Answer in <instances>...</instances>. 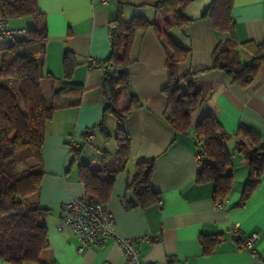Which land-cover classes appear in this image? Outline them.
Listing matches in <instances>:
<instances>
[{
  "label": "crops",
  "instance_id": "obj_1",
  "mask_svg": "<svg viewBox=\"0 0 264 264\" xmlns=\"http://www.w3.org/2000/svg\"><path fill=\"white\" fill-rule=\"evenodd\" d=\"M126 1L129 3L123 7L126 20L143 15L156 20L164 30L163 18L147 6L159 0ZM210 2L196 0L187 8L188 15L197 20L185 29L174 26L172 14L165 17L172 26L169 31L172 39L191 51L186 60L178 63L177 76L194 72V82L201 89L202 100L191 114L192 129L188 134H176L167 121L168 97L164 92L168 84L167 54L154 28L137 35L132 61L126 68L129 91L142 106L123 122L130 157L126 167L115 174L112 191L104 204L114 216L118 236L141 238L137 248L143 264H264V175L250 198L238 205L250 174L245 151L238 148L240 126L252 127L264 143V63L248 86L232 82L222 70L209 69L213 51L224 38L207 20L198 19ZM37 6L47 25L44 71L62 79L63 55L68 50L79 63L73 81L83 88L78 103H74V97H63L61 106L45 125L42 147L45 173L39 200L42 206L50 208L51 214L45 219L49 247L41 258L50 264H124L113 239L79 251L80 243L72 230L67 226L58 230L62 226V206L71 198L86 194L79 180L78 164H70L71 147L83 146L81 160L85 163L102 160L105 152L117 153L116 116L109 115L105 122L111 135L108 141L102 138L98 127L103 109L110 101L104 82L105 69L87 63L90 57L98 62L110 55L109 22L118 13L117 2L37 0ZM232 13L240 43H264V0H234ZM7 43L0 41V51ZM240 58L249 61L252 54L241 48ZM52 86L51 79H42L41 88L48 102ZM126 105L127 97L123 96L120 108ZM210 113L221 125L224 134L220 133L219 139L231 154L226 174L232 176V185L224 199L214 198L212 182L196 180L201 152L193 129ZM141 159L154 160L152 188L160 197L159 202L145 208L134 205V191L128 187ZM219 202L223 203L221 207L216 206ZM254 233L259 238L246 245L247 237ZM202 238L209 244V250H205ZM0 264L13 263L0 258Z\"/></svg>",
  "mask_w": 264,
  "mask_h": 264
},
{
  "label": "trees",
  "instance_id": "obj_2",
  "mask_svg": "<svg viewBox=\"0 0 264 264\" xmlns=\"http://www.w3.org/2000/svg\"><path fill=\"white\" fill-rule=\"evenodd\" d=\"M196 0H159L147 5L163 18L162 31L156 20L133 16L126 20L123 7L126 0H116L118 13L109 22L111 52L107 59L98 61L105 69V86L110 101L103 109L98 125L104 140L111 135L105 122L109 115L117 118V153H104L100 161L85 163L81 160L83 146L71 147V163L78 164L79 180L85 186V196L106 202L113 188L115 174L126 167L130 157V142L123 131L124 120L141 108V103L129 91V75L126 68L132 61L131 52L139 33L154 28L166 50L168 84L164 92L168 97L169 125L176 134L186 135L192 129L191 114L202 100L201 89L194 82L195 73L177 76V65L186 60L190 49L177 44L169 34L172 26L165 17L173 15L174 26L187 28L197 19L187 13V8ZM234 0H211L198 19L207 20L213 29L224 38L213 51V63L209 69L222 70L240 86H248L264 63V43L252 41L240 43L233 17ZM0 18L11 25L18 19H29L32 27L28 33L8 42L0 56V258L13 264L36 262L50 264L41 258L48 249L46 217L50 208L41 205L39 193L42 187L44 167L42 147L45 141V125L53 111L61 106L63 97H74L79 102L83 91L73 81L78 66L76 56L66 50L63 55V78L57 79L44 71L47 25L45 15L39 10L37 0H0ZM241 48L249 51L252 58L243 61ZM44 77L52 80L53 86L48 102L41 88ZM123 96L127 105L120 108ZM199 140L201 162L196 180L212 182L215 199H224L231 191L232 176L226 174L231 165V154L225 142L219 139L222 127L212 113L202 118L193 129ZM240 151H245L249 160L250 174L238 205L244 204L264 175V143L252 127L240 126ZM91 134H87L90 136ZM112 159L114 161H112ZM112 161V162H111ZM111 162V163H110ZM153 159H141L128 183L134 191V205L145 208L160 197L152 188ZM205 250L209 244L202 238Z\"/></svg>",
  "mask_w": 264,
  "mask_h": 264
},
{
  "label": "built area",
  "instance_id": "obj_3",
  "mask_svg": "<svg viewBox=\"0 0 264 264\" xmlns=\"http://www.w3.org/2000/svg\"><path fill=\"white\" fill-rule=\"evenodd\" d=\"M27 33V28L10 26L5 19L0 18V41H10L26 36ZM87 63L89 66L98 65V62L92 57L88 58ZM73 144L77 145V143ZM198 160L202 162L205 157L199 154ZM222 205V202L216 204L217 207ZM61 219L62 226H59L58 230L62 231L63 226L69 227L80 243L79 251H82L86 246L99 245L113 239L122 254L124 264H143L137 248V243L141 238L118 236L114 230V216L104 203L89 196L73 197L62 206ZM234 231L236 232V230ZM259 236L258 233H254L247 237L246 245L253 244ZM262 260L264 261V257Z\"/></svg>",
  "mask_w": 264,
  "mask_h": 264
},
{
  "label": "rangeland",
  "instance_id": "obj_4",
  "mask_svg": "<svg viewBox=\"0 0 264 264\" xmlns=\"http://www.w3.org/2000/svg\"><path fill=\"white\" fill-rule=\"evenodd\" d=\"M11 25L14 26V27L31 28L32 27V22L29 19H18V20H15L13 23H11ZM0 56H1V51H0ZM112 120H113L112 122H115L114 119H112Z\"/></svg>",
  "mask_w": 264,
  "mask_h": 264
}]
</instances>
